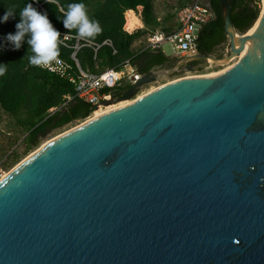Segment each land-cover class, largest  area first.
I'll return each instance as SVG.
<instances>
[{
    "label": "water",
    "instance_id": "1",
    "mask_svg": "<svg viewBox=\"0 0 264 264\" xmlns=\"http://www.w3.org/2000/svg\"><path fill=\"white\" fill-rule=\"evenodd\" d=\"M219 1L227 53L172 56L0 178V264H264V15L239 33Z\"/></svg>",
    "mask_w": 264,
    "mask_h": 264
},
{
    "label": "trees",
    "instance_id": "2",
    "mask_svg": "<svg viewBox=\"0 0 264 264\" xmlns=\"http://www.w3.org/2000/svg\"><path fill=\"white\" fill-rule=\"evenodd\" d=\"M171 1V2H170ZM193 0H166L163 4L165 15L159 18L156 12V0H82L90 19L99 23L100 31L87 40L102 43L111 39L113 47L103 44L97 51L93 47L83 44L76 56L81 68L87 72H101L105 68L115 67L122 69V63L129 59L140 73L148 72L153 68L171 64V56L161 48L151 49L134 47L135 40L144 36L152 28L160 27L165 20L174 17L177 11ZM231 5V21L239 33L246 32L258 18L261 7L259 0H228ZM31 2L41 11H47L55 27L61 32L76 35L75 29H65L62 21L57 19L61 13L57 6L66 7L73 0H55L49 4L46 0H0V15L6 8L19 11L24 4ZM79 2V0H78ZM214 11V17L203 23L198 33V51L208 54L214 53L217 47L223 45L228 37L224 29L222 5L219 0H209ZM142 6V21L146 28H135L133 31L124 29L125 11L137 10ZM19 16L10 18L0 24V36L15 31V23ZM164 30H169L165 26ZM76 38L69 40L74 44ZM82 43L86 39L81 40ZM27 43L21 48L13 49L5 42V48L0 51V62H7L6 70L0 75V106L10 115L6 136L7 153L3 166L8 167L21 155H15L19 144L24 146L28 153L37 148L50 134L75 120L86 119L94 107L75 95V83L67 78L50 72L40 66L30 65L27 57L22 58L27 50ZM73 48L58 42V55L72 65L75 73L78 66L71 58ZM203 62V60H198ZM132 83L121 81L109 88L112 93H118L128 88ZM70 97V98H69ZM16 145V147H14ZM15 155V156H14ZM14 158L9 164L8 159Z\"/></svg>",
    "mask_w": 264,
    "mask_h": 264
},
{
    "label": "built area",
    "instance_id": "3",
    "mask_svg": "<svg viewBox=\"0 0 264 264\" xmlns=\"http://www.w3.org/2000/svg\"><path fill=\"white\" fill-rule=\"evenodd\" d=\"M214 11L209 0H193L192 3L181 7L176 13V26L169 30H164L159 27L151 29L146 39L144 48H161L164 41L170 42L179 54L195 55L198 51V33L201 25L214 17ZM61 32V31H60ZM75 37L74 44H69V40ZM77 35L61 32L58 40L59 43L73 48L70 56L78 66L79 72L73 71L72 65L66 59L57 55L50 67H42L50 72H54L61 77L67 78L75 83V95L90 103L94 109L106 107L103 104L105 99H110L112 91L109 88L114 87L117 83L125 80L134 82L142 73L136 70L129 59L122 63V69L117 70L115 67H108L101 72H87L83 70L76 56L77 51L83 44H87L94 48L95 51L103 45L107 44L113 47V52L116 49L111 39H105L102 43H96L86 40L82 43ZM70 98V97H69ZM88 116V117H89Z\"/></svg>",
    "mask_w": 264,
    "mask_h": 264
},
{
    "label": "clouds",
    "instance_id": "4",
    "mask_svg": "<svg viewBox=\"0 0 264 264\" xmlns=\"http://www.w3.org/2000/svg\"><path fill=\"white\" fill-rule=\"evenodd\" d=\"M47 3H55V0H46ZM61 15L57 16L62 21L65 29L76 30V35L80 38H92L100 31L99 23L90 19L82 0H73L66 7L57 6ZM19 16L15 23V31L8 32L0 36V51L5 48V42L13 49L21 48L23 43L28 47L25 55L30 65L40 67H50L58 55V40L61 36L60 30L55 27L49 18L47 11H41L33 3L24 4L19 11L13 8H6L0 15V24L7 22L10 18ZM7 62H0V75H3Z\"/></svg>",
    "mask_w": 264,
    "mask_h": 264
},
{
    "label": "rangeland",
    "instance_id": "5",
    "mask_svg": "<svg viewBox=\"0 0 264 264\" xmlns=\"http://www.w3.org/2000/svg\"><path fill=\"white\" fill-rule=\"evenodd\" d=\"M166 0H156V12L159 16V18L163 17L165 15V10L163 8V4H165ZM171 2V1H170ZM173 2V0H172ZM260 2V7L263 6V0H259ZM142 6H138L137 10H134L135 14L139 17L142 26H139L137 28H146V26L143 24L142 21ZM173 17H170L169 19L165 20V25H167L168 23L174 22ZM173 24V23H171ZM153 29V28H152ZM171 29V28H170ZM128 31V30H127ZM133 31V30H132ZM151 31V30H150ZM149 32H147L144 36L140 37L139 39L135 40L134 42V47L135 48H140L142 47L145 43H146V39L148 36ZM240 36L242 34H239ZM229 45V39H227V41L221 45L220 47H217L214 51V55L216 56H220L223 55L225 53H227V47ZM161 49L167 54V55H171V56H175V55H179V53L177 52V50L174 48V46L168 42V41H164L161 44ZM240 57V55H234L231 59L229 60H223L221 62H216L212 59H207V60H203L202 63H200L193 71H188L186 70V68H184L182 70L181 73L177 74V75H173V77L175 76H179V75H183V76H187V75H196V74H206V73H210L219 69L224 68L225 66H227V64L229 62L232 61L233 58H235V60H238ZM234 60V61H235ZM174 74V73H173ZM166 79L157 81V82H153L151 84H148L147 86H145L138 94V96L136 98H138L139 96H142L143 94H145L146 92H149L150 90L158 87L159 85L165 83ZM124 101V100H121ZM120 102V101H119ZM118 103V102H117ZM115 103H110L107 104L106 106L112 105ZM86 119H79V120H75L74 122H71L61 128H58L56 130H54L50 136L43 140L42 143L35 148L34 150L28 152V153H23L24 152V146L19 144L17 149H16V154L15 155H21L15 162L11 163L8 167H4L3 166V161L6 160V153H3L5 150H7V144H6V136L5 133L7 132L8 129V125L11 122V118L10 115L0 106V178L3 176L4 173L8 172L9 170H11L14 166H16L20 161H22L24 158H26L28 155H30L32 152H34L35 150H37L40 146H42L46 141L50 140L51 138H54L55 136L83 123ZM16 147V145L14 146ZM5 149V150H4ZM10 152V150H7V153ZM14 155V156H15ZM14 158L8 159L6 161L5 164H9L10 162H12Z\"/></svg>",
    "mask_w": 264,
    "mask_h": 264
},
{
    "label": "bare ground",
    "instance_id": "6",
    "mask_svg": "<svg viewBox=\"0 0 264 264\" xmlns=\"http://www.w3.org/2000/svg\"><path fill=\"white\" fill-rule=\"evenodd\" d=\"M140 6V5H139ZM264 15V0H263V6L261 7V11H260V14H259V18H262ZM258 22V21H257ZM139 26H142V23L139 19V17L135 14L134 10H130V9H127L125 11V23H124V29L128 30V31H132L134 30L135 28L139 27ZM245 37V34H242L241 36L238 35V41H241L243 38ZM247 49H244V50H241L239 51L236 55H240L239 59L238 60H235V58L232 59L231 62H229L227 64V66H225L224 68L222 69H219V70H216V71H213V72H210V73H206V74H202V75H216V74H219V73H222L224 71H226L227 69L231 68L232 66L236 65V64H240L242 62H245L246 59H247ZM235 60V61H234ZM201 75V76H202ZM160 86V85H159ZM158 86V87H159ZM157 88V87H156ZM155 89V88H154ZM153 90V89H152ZM141 97V96H139ZM138 97V98H139ZM135 99L137 98H134V99H124V101H120L118 103H115V104H112V105H109V106H106V107H99V108H96L95 111L92 113L91 116H89L87 118V120H85L83 123L85 122H88L89 120L93 119V118H96L106 112H109L111 110H114L116 108H119V107H122V106H125L127 104H130L131 102H133ZM81 123V124H83ZM58 136V135H57ZM51 140V139H50ZM49 141V140H48ZM48 141H46L45 143H47ZM44 143V144H45ZM43 144V145H44ZM42 145V146H43ZM42 146H40L39 148H41ZM38 148V149H39ZM33 153V152H32ZM31 153V154H32ZM7 174L4 173L3 176H5ZM2 176V177H3Z\"/></svg>",
    "mask_w": 264,
    "mask_h": 264
},
{
    "label": "flooded vegetation",
    "instance_id": "7",
    "mask_svg": "<svg viewBox=\"0 0 264 264\" xmlns=\"http://www.w3.org/2000/svg\"><path fill=\"white\" fill-rule=\"evenodd\" d=\"M178 56H181V55H178ZM171 60H172V61H171V64L166 65V66H172V65H174V64L176 63V61H177L175 57H172ZM200 63H202V62H198V60L194 61V68H196ZM183 69H184V65L181 64V65H180V66L174 71V74H179V73H181Z\"/></svg>",
    "mask_w": 264,
    "mask_h": 264
},
{
    "label": "crops",
    "instance_id": "8",
    "mask_svg": "<svg viewBox=\"0 0 264 264\" xmlns=\"http://www.w3.org/2000/svg\"><path fill=\"white\" fill-rule=\"evenodd\" d=\"M130 10H134V9H130ZM173 18H175L174 19V22H171V23H173V24H171V23H168L167 25H165V22L163 23V25H161L159 28H161V29H164L165 28V26L168 28L169 27V29L170 28H172V27H175L176 26V15L173 17ZM179 55H182V54H179ZM171 56V55H170ZM172 57V56H171Z\"/></svg>",
    "mask_w": 264,
    "mask_h": 264
}]
</instances>
